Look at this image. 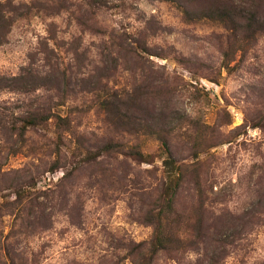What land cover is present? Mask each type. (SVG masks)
I'll return each instance as SVG.
<instances>
[{
	"label": "rangeland",
	"instance_id": "1",
	"mask_svg": "<svg viewBox=\"0 0 264 264\" xmlns=\"http://www.w3.org/2000/svg\"><path fill=\"white\" fill-rule=\"evenodd\" d=\"M12 3L0 264L138 263L166 151L182 182L149 264H264V0ZM29 105L69 130L52 118L17 141L6 115Z\"/></svg>",
	"mask_w": 264,
	"mask_h": 264
},
{
	"label": "trees",
	"instance_id": "2",
	"mask_svg": "<svg viewBox=\"0 0 264 264\" xmlns=\"http://www.w3.org/2000/svg\"><path fill=\"white\" fill-rule=\"evenodd\" d=\"M233 13H241L239 7L231 3ZM237 10V11H236ZM17 8L13 5L12 0L3 3L0 0V40L9 32L12 26L13 14H16ZM218 12V11H217ZM221 13V12H219ZM27 75L20 77H14L11 79L12 82L8 83L9 87L14 90H18L17 83L21 82L24 86H27L28 81ZM9 122L10 128L13 134L16 136L17 141L23 142L25 136L29 131L43 127L47 121L52 118H56L58 125L69 130V124H59L64 122V119L54 116L47 108L41 106L29 105L26 107L25 112L21 116H15L14 113L10 112L6 115ZM62 134L58 133V139L61 140ZM114 147L111 143L104 144L98 152V156L108 152L111 147ZM133 156H137L136 159L140 160L143 158L142 152L135 148L131 150ZM164 154L166 157L163 159V181L161 184V191L154 203L153 208L147 213L146 221L153 227L154 237L149 243H142L139 245L140 260L136 264H149L150 261L158 252L166 250V246L169 242V238L166 235V227L170 220L171 215L174 213V202L179 191L182 176L179 166L175 163L174 159L167 153ZM91 159L94 157H90Z\"/></svg>",
	"mask_w": 264,
	"mask_h": 264
}]
</instances>
